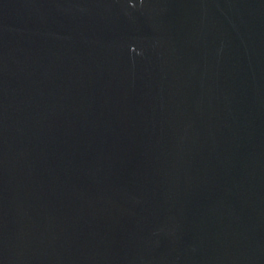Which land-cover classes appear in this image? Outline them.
<instances>
[{"label": "water", "instance_id": "95a60500", "mask_svg": "<svg viewBox=\"0 0 264 264\" xmlns=\"http://www.w3.org/2000/svg\"><path fill=\"white\" fill-rule=\"evenodd\" d=\"M0 264H264V0H0Z\"/></svg>", "mask_w": 264, "mask_h": 264}]
</instances>
